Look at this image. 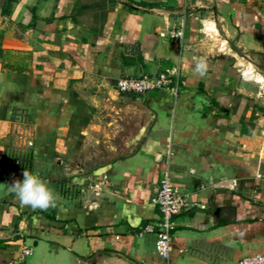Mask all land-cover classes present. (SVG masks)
<instances>
[{"label":"crops","instance_id":"1","mask_svg":"<svg viewBox=\"0 0 264 264\" xmlns=\"http://www.w3.org/2000/svg\"><path fill=\"white\" fill-rule=\"evenodd\" d=\"M263 50L264 0H0V264L25 246L27 264H100L112 252L240 264L264 253V76L247 54ZM162 72L177 94L117 88ZM167 149L186 202L169 260L142 232L161 215ZM24 170L56 207L19 203L9 184Z\"/></svg>","mask_w":264,"mask_h":264},{"label":"built area","instance_id":"2","mask_svg":"<svg viewBox=\"0 0 264 264\" xmlns=\"http://www.w3.org/2000/svg\"><path fill=\"white\" fill-rule=\"evenodd\" d=\"M174 35L180 36L182 35V31H176ZM117 88L121 92L138 94H145L157 89H169L177 94L179 86L167 73L162 72L155 75L145 74L142 76L121 77L117 81ZM26 146L32 147L33 141L27 139ZM165 154L167 155V168L160 180L155 198V204L158 206L161 215L158 221L143 226L142 232L151 233L156 236L155 250L157 254L161 258L169 260L172 252L174 217L181 212L186 202L171 176L169 167L172 155L171 150L167 149ZM15 164L20 165L21 158L16 159ZM32 253L33 248L25 246L22 248L20 254L11 259L7 264H27V258ZM240 264H264V253L243 258Z\"/></svg>","mask_w":264,"mask_h":264},{"label":"clouds","instance_id":"3","mask_svg":"<svg viewBox=\"0 0 264 264\" xmlns=\"http://www.w3.org/2000/svg\"><path fill=\"white\" fill-rule=\"evenodd\" d=\"M195 73L204 77L208 64L204 58H194ZM23 179H16L9 184L10 191L22 206L32 209L47 210L56 207L57 196L53 189L36 173L23 171Z\"/></svg>","mask_w":264,"mask_h":264},{"label":"water","instance_id":"4","mask_svg":"<svg viewBox=\"0 0 264 264\" xmlns=\"http://www.w3.org/2000/svg\"><path fill=\"white\" fill-rule=\"evenodd\" d=\"M232 43V42H231ZM235 47V45L232 43ZM150 122L144 123L138 132L129 139V150L128 153H131L137 148L139 142L141 141L143 135L145 134ZM100 264H138L134 259L124 255L123 253L119 252H112L110 255L103 258Z\"/></svg>","mask_w":264,"mask_h":264},{"label":"rangeland","instance_id":"5","mask_svg":"<svg viewBox=\"0 0 264 264\" xmlns=\"http://www.w3.org/2000/svg\"><path fill=\"white\" fill-rule=\"evenodd\" d=\"M247 54H249L254 64V68H251V71L260 73L262 76H264V50L262 52L251 51V52H247Z\"/></svg>","mask_w":264,"mask_h":264}]
</instances>
